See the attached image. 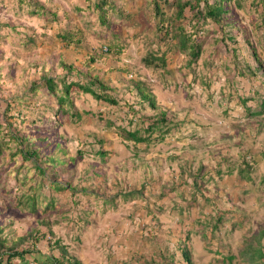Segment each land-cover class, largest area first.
<instances>
[{"label": "rangeland", "instance_id": "374dc122", "mask_svg": "<svg viewBox=\"0 0 264 264\" xmlns=\"http://www.w3.org/2000/svg\"><path fill=\"white\" fill-rule=\"evenodd\" d=\"M118 2L130 16L121 12L126 19L114 17L113 23L122 28L116 39L104 36L98 13L87 7L84 0H0V237L7 245L21 242L18 249L28 251L22 259L12 258L11 264H38L41 260L52 264L47 257L57 255L58 249L54 243L51 250L43 253L48 248L47 238L52 240L51 245L56 239L61 240L70 253L77 255L86 230L92 239L85 236L84 242L92 243L94 239L97 242L100 228L105 232L115 226L118 233L125 229L132 233L134 221L138 223L135 228L139 235L146 234L143 239H150L149 245L153 247L154 236L148 234L149 228L154 233L163 226L154 224L152 217L169 228L168 244L172 250L188 232L184 242L190 247L195 264L262 262L263 249V253L259 248L250 249L249 261L242 257V251L245 242L249 243L248 239L264 225V112L254 116L246 109V104L253 110L260 108L264 72L256 69L253 74H247V70L239 74L242 64L253 61L251 48L241 32L256 31L264 36V26H260L262 8L255 10L250 0L242 8L236 5L238 16L229 14L223 29L218 30L219 25L210 20L199 26H193V21L186 23L185 29L195 33L193 37L202 41L203 46L199 58L189 66L188 54L177 47L168 43V47H157V42H151L158 18L153 17L150 0ZM39 4L55 18L31 14L30 10ZM107 12L111 19V12ZM186 12L188 21L191 13ZM166 13L169 17L171 12ZM110 25L111 32L117 29ZM223 30L225 35L238 33L236 40L230 41L228 36L219 39ZM67 32L71 42L61 39L60 35ZM250 38L255 43V36ZM111 43H118L119 47L117 54L109 53L113 57L105 55ZM253 48L264 60V47ZM94 51L99 56L90 63L94 66L92 72H97L102 81L108 80L104 82L106 91L120 105L98 101L73 88L80 120L73 122L64 108L57 109V114L51 112L52 117L47 118L51 105L57 103L44 88L36 93L31 91L32 85L42 73L55 79L62 77L65 72L61 62H72L86 71L85 61ZM160 55H165V66ZM69 77L79 76L71 73ZM139 81L152 95L154 110L147 101L137 103L134 85ZM250 96L254 98L246 100ZM242 97L243 102L239 100ZM121 98L135 105L134 109L141 106L134 123L127 124V106ZM162 108L176 125H171L174 127L170 134L163 133L162 137L161 131H153V141L147 145L136 147L131 141L126 144L123 135L115 130L113 122L131 130L145 126L152 115L159 117ZM54 123L58 125L53 127ZM44 128L52 129V141L57 142L46 152L60 158L76 157L75 162L56 166L61 179L74 184V191L61 192L56 206L47 211L43 197L48 192V181L52 180L50 172L45 175L50 179L35 187L40 177L29 159L20 154L9 155L18 145L10 135L32 137L44 132ZM245 161L251 165L247 178L238 173ZM33 184L39 201L37 211L31 213L23 196L30 193L27 187ZM137 214L141 217L137 218ZM217 215H223L222 221L216 220ZM30 233L37 237L46 234V238L35 241ZM127 233L121 234L125 244L130 238ZM149 245L139 247V252H149Z\"/></svg>", "mask_w": 264, "mask_h": 264}, {"label": "trees", "instance_id": "16d2710c", "mask_svg": "<svg viewBox=\"0 0 264 264\" xmlns=\"http://www.w3.org/2000/svg\"><path fill=\"white\" fill-rule=\"evenodd\" d=\"M86 2V6L91 8L93 11L98 13L99 16V22L100 25L104 28V36L106 34L110 35L112 38H116L119 36V30H121L120 26L118 29L117 23L114 22V17H118V20H122L123 15L121 16L120 13H125V15L128 14L126 11L124 5L118 2V0H84ZM239 1H241L243 6L239 5ZM248 0H150L151 8H152V14L153 17L158 18V22L155 24V29L152 31V40L151 42L156 43L157 47H161L163 44L165 47L168 44H171L173 47H177L178 51L181 53L188 54L189 56V62L187 64L190 66L192 65L197 58H199L200 54L202 53V41H199L198 38L193 37L195 33L187 31L185 29V24L189 21H193V26H199L206 24L208 20L212 21L215 25H219L216 27V30L223 29L221 26L226 24V18L229 16V14H232L233 17L238 16L237 15V9L238 5L240 8L244 7V4ZM236 2V3H235ZM249 4L256 9H260V20L264 24V0H250ZM234 5V7L232 6ZM80 6V5H79ZM81 7V6H80ZM38 8V9H37ZM111 12V19L109 16H107V11ZM166 10H170V15L168 17ZM186 10H188L191 13V17L186 21L187 15ZM30 13L33 15H41L47 18V15L53 16V19L55 16L53 13H47V10H43V5L39 4L33 9L30 10ZM130 16V14H128ZM120 17H122L120 19ZM238 18V17H237ZM126 19V18H125ZM202 21V23H201ZM253 22H256L255 20ZM113 24V26H117V29H114V31H110V24ZM122 23V22H121ZM262 23H260V26H264ZM259 26V25H258ZM122 27V26H121ZM240 29H244L243 26H241ZM238 31V30H237ZM198 32V31H196ZM218 32V31H217ZM244 34V39L246 43L248 44V47L251 48L250 55L252 56L253 61L248 62L247 64H242L241 71L239 70V74H244V71L247 70V74H253V72L256 69L262 70V73L264 72V60L259 57V55L256 53L255 49L253 47H264V36L260 35L259 33H256V31L252 32V34L248 33L247 31L244 32V30L241 32ZM238 34V33H237ZM235 32L225 35V30L222 31V34L220 35L219 39L223 40L224 37L229 39L230 41H235L236 37L238 36ZM60 35V34H59ZM107 35V36H108ZM232 35V36H231ZM250 35L255 36L256 41H254L250 38ZM62 40H67V42H71V35L69 32L61 34ZM33 37V36H32ZM31 37V38H32ZM169 40L172 41V43H169ZM31 41V40H30ZM78 42V41H77ZM118 43H111L109 47L106 48L105 55H109L110 52H114L117 54L119 52V47L117 45ZM223 47H228L225 44ZM233 50V49H232ZM99 51V49H98ZM109 51V52H107ZM101 53V52H100ZM96 56H99L96 54V52H92L91 55H89L85 61V69L86 71H83V66L78 67L74 65L72 62L65 64L64 62H61L63 71L65 74L62 75V77H59L58 79H55L53 76L42 73L38 77V82L35 81V83L30 88L31 91L34 93L41 91L43 88L46 92L50 93L51 96L55 99L57 105L54 103L51 105V108L48 110L50 112V116H47V118L52 117L51 112L53 114H57V109L66 111V113L71 116L72 121H78L80 120V111L76 109L75 102L73 100L72 90L73 88L77 89V92L83 93V94H89L94 99L98 101L108 102L110 104H113L114 106L118 105V101L115 97H112L109 93H107V83L108 80L102 81L97 74V72H92V69H94V66L92 67L90 63H94ZM165 56V55H164ZM163 55H160V60L162 64L165 66V57ZM111 57H113L111 55ZM152 62L150 60H147V63ZM237 61H234L233 64H235ZM237 64V63H236ZM251 64H254L255 66H251ZM154 65V64H153ZM238 66V67H240ZM92 72V73H90ZM71 73H74L76 76L79 77H88L89 80L86 79H80L78 78H72L69 77ZM245 73V74H246ZM100 79V80H99ZM105 82V83H104ZM135 89H136V95L138 96V102L137 103H143L144 101H147L149 106L154 110L155 109V103L153 101L152 95L147 91V87L142 82L135 83ZM131 90V89H130ZM132 93V91H131ZM246 100H252L254 97L250 96L247 97ZM122 100V98L120 99ZM240 101H244L245 97H242L239 99ZM124 101L125 105L127 106L125 112H124V118L126 117L127 124L134 123L133 120L137 119V113L139 112V109H134L135 105H131L130 103H127L126 100ZM120 105V103H119ZM251 105L246 104V109L248 110V114L254 115V116H260L264 112V97L262 96L260 100V108L253 110L250 107ZM56 107V108H55ZM120 107V106H119ZM55 111H54V110ZM252 110V111H251ZM86 113H88L87 110H84ZM92 113V112H91ZM156 114V113H155ZM159 117L157 115H152V117H149V123L145 126L136 127L134 129H128L125 127V125L121 124H115V130L118 131V133L123 135V141L127 142L131 141V143L134 146H138L139 144L145 143L147 145L152 139V133L153 131L158 130L161 131L162 136L163 133H169L171 129L176 125L173 124L171 119L168 117L167 112L165 109H161L159 111ZM157 116V117H156ZM107 123H111V120H106ZM57 123H54L53 127L57 126ZM171 125H174L173 127H170ZM8 127L11 126V123L7 124ZM162 128V130H161ZM44 132L32 135V137H29L30 135H16L14 138L10 135V139L12 138L13 141L16 143L18 142V145L15 144V151H12L9 153V155H16L20 154L23 159H29L30 164L32 167L35 168V174L40 177L39 181H35V187L41 186L43 181L45 179L52 180L48 181L47 188L48 192L44 193V199L46 201L45 210L47 211L49 209L54 208L57 204V200L59 198V194L61 192H65L68 189L74 191V184L70 183V180H62L59 176L60 170L56 169V166L59 165L62 167L63 164L66 162H75L76 157H68V158H60L57 155H54V153L46 152L47 148L50 149L52 144L57 145V142L54 140L52 141V136L50 133L52 132V129L44 128ZM33 140V141H32ZM9 139L7 140V142ZM42 150H45L44 153H42ZM102 150V149H100ZM1 151V147H0ZM100 154H105V151H99ZM13 158V157H10ZM244 162H242L240 168L238 169V173L241 177L247 178V173L249 172L248 169L251 167L247 161H245V165H243ZM244 166V167H243ZM20 166L17 167L19 169ZM46 171L50 172V178L46 177ZM228 172H231V169L228 170ZM217 176L220 175V170H216ZM25 179V175L23 176ZM26 180V179H25ZM21 184V183H20ZM72 184V186H71ZM33 185H30V187H27V190H29L28 194L24 195L26 196L25 204L29 207L30 212H36L35 206L36 202L39 201L38 199V193L36 191ZM41 202V201H40ZM43 211V212H44ZM217 221H222L224 218L223 215H217L216 217ZM215 225L212 226V229ZM149 235L154 236V240H156V234H152V228H149ZM50 229H48L49 231ZM47 231V232H48ZM154 231V230H153ZM203 231V230H202ZM2 232V227L0 226V234ZM45 232V231H44ZM41 232V233H44ZM203 236L206 237L205 232H202ZM33 239L39 240V238L42 239L46 238V234H42L41 237H37L36 234L30 233ZM49 234H52V232H49ZM264 234V230H261L259 233H256L255 235H252L248 241L245 242L246 248L242 251V257H245L246 261H249V257H251V250L255 247V249H260L263 253L262 249L264 248V245L261 244V239L263 238L262 235ZM262 237V238H261ZM184 238H188V232L185 233ZM185 239L180 242H176L175 250H172L169 247V244L167 243L164 248L160 247L159 245L156 248H153V253L156 257L159 259L153 260L150 259V263L146 264H194L192 253L190 247L184 242ZM24 241V239H22ZM252 242L256 244H252ZM18 244H12L7 245L5 243V239L3 237H0V264H11V260L14 257L18 258H24V255L28 252L26 249H18ZM52 240L47 238V245L48 248L51 250L54 246L57 247L58 252L57 255H50V258L52 259V264H82L81 260L77 257V255L70 253L67 246L62 243L61 240L56 239L53 241V245H51ZM251 249V250H250ZM5 255V257H4ZM181 255V259L178 258V256ZM54 256V257H53ZM229 259L232 258V255L228 256ZM34 261L38 262V260L34 259ZM38 264H43V262H38ZM128 264V263H127ZM254 264H264V259L262 262H257Z\"/></svg>", "mask_w": 264, "mask_h": 264}, {"label": "crops", "instance_id": "0c3cea01", "mask_svg": "<svg viewBox=\"0 0 264 264\" xmlns=\"http://www.w3.org/2000/svg\"><path fill=\"white\" fill-rule=\"evenodd\" d=\"M118 1H120V0H118ZM121 30H122V28H121ZM94 49H97V47ZM107 56H109V55H107ZM109 57H111V56H109ZM103 133H104V131H103ZM146 213L147 212H145V214ZM232 215L235 216L234 212H232ZM237 215L240 216L239 213ZM136 217L138 218L141 216H139V214H137ZM152 219L154 220V224H158L159 226H161V225L163 226V229L157 228L156 230H154V233L155 234L158 233V236L156 235L157 238H156V240H154V244H153L154 246L153 247L151 246V243L149 245V242H151L150 239H148L147 241L143 239L144 238L143 236H146V234L143 235V233H142L143 236L139 235V232H138L139 230L137 231V228H135L136 224L138 226V223L136 221H134V231H132V233H131V230L128 231V233H127L126 229L125 230H119V233H118L116 231L115 226L110 228L109 231H105V232H103V231L101 232V228H100L99 229L100 231L96 234V237L98 236L97 242H95V239H94V240H92V243H88L87 241L84 242L85 236L89 235V237H90L89 239H92V237L90 236V233H89L90 231L86 230V234L83 237V246H82L81 252L77 253V257L81 260L82 264H127V263L128 264H146V262H144L145 259H153V260L157 261L159 258L158 259L155 258L156 256L153 253V248H156L158 245L160 247L164 248V246L169 242V235L167 233L170 231H169V228H164L165 224H162V223L159 224V221H156L153 217H152ZM253 228H258V226L253 227ZM259 228H262V229H260V231L264 230V225H262ZM161 232H164V233L161 234V237H160L159 234ZM104 233H106L104 235V237H101L102 236L101 234H104ZM126 233L130 235V238L126 239V237H125V239L128 242L125 244V243H123V240H121V234L125 235ZM179 234H183V232H179ZM119 235H120V237H119ZM142 240H144V241H142ZM261 244L264 245V237L261 239ZM148 245H149V252L148 251L139 252L140 251L139 247H140V249L145 248V246L147 248ZM85 247H86V249H85ZM126 248H127V251L125 252ZM48 250H49V248H45V251L43 253L48 252ZM121 251H123V252H121ZM263 251H264V248H263ZM139 253H142L141 255L143 258V262H141V263L138 259ZM54 256H56V253H54ZM44 257L46 258V256H44ZM47 258H50V256H48ZM41 262H43V264H46V262L44 263V261H42V260H41ZM194 264H195V262H194Z\"/></svg>", "mask_w": 264, "mask_h": 264}]
</instances>
